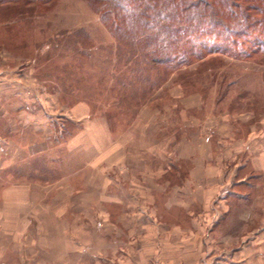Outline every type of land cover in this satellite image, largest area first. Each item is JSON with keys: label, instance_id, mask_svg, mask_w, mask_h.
I'll return each mask as SVG.
<instances>
[{"label": "rangeland", "instance_id": "obj_1", "mask_svg": "<svg viewBox=\"0 0 264 264\" xmlns=\"http://www.w3.org/2000/svg\"><path fill=\"white\" fill-rule=\"evenodd\" d=\"M207 1L206 23L197 26L192 18L199 8L185 14L170 0H0V229H16L20 238L29 228L27 241L39 240L33 252L23 258L6 253L0 264L222 262L202 254L206 243L201 242V233L214 228L225 210L218 195L212 210L204 211L199 202L189 203L184 191L175 199L170 193H149L143 208L145 218L158 223L155 242L151 235L130 238L121 210L82 207H89L90 194L108 182L116 183L109 193L121 200V187L129 189L132 176L141 188L184 185L191 169L186 161L165 175H159V163L168 167L164 156L173 140L178 146L198 142L193 136L207 129L216 135L218 120L264 132V0ZM143 112L148 129L157 130L152 136L147 131V154L138 139L126 141L123 135ZM97 121H106L120 142L124 138L128 163L118 148L94 164L97 150L89 124ZM204 136L217 142V136ZM203 186L194 185V197ZM135 192L128 201L137 203ZM103 195L95 198L105 202ZM32 203L42 208L33 209ZM133 206L137 212L129 215L141 213L138 203ZM234 210L226 231H244L241 223L251 211L245 203ZM193 217L199 219L189 230L186 220ZM45 223L49 230L43 229ZM61 229L69 238L59 237ZM145 230L152 234V228ZM122 233L127 234L123 239ZM42 239L48 240V251H41ZM229 240L223 245L232 244ZM65 242L71 253L62 259ZM125 243L134 246L124 249L128 257L119 248ZM111 245L112 258L107 255ZM91 246L97 258L88 255Z\"/></svg>", "mask_w": 264, "mask_h": 264}, {"label": "crops", "instance_id": "obj_2", "mask_svg": "<svg viewBox=\"0 0 264 264\" xmlns=\"http://www.w3.org/2000/svg\"><path fill=\"white\" fill-rule=\"evenodd\" d=\"M78 111L80 112L81 108H78ZM144 113L145 112L139 115L138 120L131 128V130L127 131L123 135L126 136L124 137L126 138V141L131 142L135 138L138 139L137 142H141V149H143L141 151L147 154L146 152H148V150L146 147L149 146L148 141H150V135L152 136L157 132V130L148 129L149 120L147 121ZM224 122V120L217 121L218 127L217 130L214 131L216 135H213L211 132L209 133V129H207L208 132L205 130V132H199L198 135L193 136L198 140V142L192 139V141L186 142L185 145L179 146L177 140H173L170 142L168 151L166 150V152H168L169 158L168 156H164V159L166 158L165 160L169 161L168 167L170 170H167L168 167L166 169L161 168L162 163L160 162L157 171L159 172V175L177 172L176 170L179 167V163H181V161H186V164H189L191 166V169L187 174L188 178L184 185H177L178 187L176 186V189L171 185L162 186L160 184H158L157 189H147L145 187L141 188L138 185L134 186V176H132L130 179L132 185L129 187V189L121 187L122 190H120V193L121 196H124L121 197V200L119 199V197L117 198V196H115L113 192L109 193V187L111 186V189H116V183L108 182L106 184V187L103 189H98V192L95 195L89 193V207L85 205H83L82 207H86L90 211H98L100 209L99 207H104L107 212H109L110 210H121L123 214L120 221L126 231L128 230V236H130V238H139V236L144 238L147 235H151L150 239L152 240L155 237V234L158 233L159 227L158 223L154 219L145 218V210L143 207L146 205V196H148L149 193H170V195L173 194V199H175L177 194L183 193L181 191H184L186 195L191 196V200L189 199V203L193 204V202H199L198 204H200L201 207L205 209L204 211H206V208L212 210V203L215 202V196L218 195V198L221 197L222 199L220 205H224L225 210L223 211V213H220L219 218L217 217L218 219L212 223V227L214 228L209 229V231L207 232L204 229V233H201V242L203 244L206 243V245L202 246L204 248L202 254L208 256L209 260L213 258L221 259L222 262H219L220 264H264V132L263 130H257L256 127L252 125H243V127L240 129L231 128L230 126H223ZM95 123L91 122L89 124V129L92 133L93 138L91 146H95L97 150V160L94 162V164L98 165V156H100V158H103L104 154L105 156H108V154H113L114 151H117L118 148L119 151L123 150L124 152L122 159L123 162L128 163L131 158L126 154L128 147L124 151V138L122 142H120V138L113 133L106 121H100L99 124L98 121L96 124ZM91 124H93V128L91 127ZM245 126L247 133L241 135ZM148 130H151V132L149 133V137H147ZM237 132L239 138H237ZM207 134L217 136V142H212V139L209 137L206 138L204 135ZM98 142L100 145H98ZM120 143H122V145ZM75 144L78 146V141H75ZM157 144L158 145L156 147L159 148L161 143ZM155 152L159 154L157 150H155ZM161 156L162 154L160 155V157ZM132 163L135 164V161L132 160ZM140 166L141 164L138 163L137 167L139 168ZM127 168L130 169L131 165H127ZM134 171L135 170H133L132 174L134 173ZM182 176L186 177L185 174H183ZM199 183L203 184L204 186L202 191H196V193L199 195V198H196L193 195L195 192L193 187L194 185H197ZM86 190L87 189H85V191ZM132 191H136L137 193H139L137 207L140 208V211L138 212L141 213H137V215L135 213H131L130 215H133L130 219L128 218V216H130L129 213L133 210L136 211L135 209H133V205L137 204L128 201V198H126L129 193L131 194ZM115 192L119 193V191L117 190ZM99 194L105 195H103L105 202L99 201L97 198H95V196ZM34 203L31 204L32 208H42V204H37V206H35L36 204ZM240 203H245L246 205H248L251 211L249 216L245 217L244 221H242L241 223L243 224L244 231L239 230L238 232H236L235 230H232L227 232L226 229L232 224V215L234 213L233 211H235L234 209H236L237 206L240 205ZM16 204H19V202H15V205ZM68 205L69 204H64V206ZM82 207L78 210L81 211L83 209ZM142 210H144V212ZM185 211L187 210L185 209ZM198 219V217H193L190 221L186 220L189 230L193 229ZM6 222L7 224H10V222H12V219H10L9 221L6 220ZM58 223L64 225H62V228H66L63 220L58 219ZM7 224L5 226H7ZM42 224L43 223H41V226ZM67 224L69 223L67 222ZM1 226H3L2 223L0 227ZM27 226H29V224ZM107 227L110 228L109 225ZM147 227L152 228V232H150L152 234H146L148 231H146L145 228ZM45 228L49 230L50 225H46L45 223L43 229L45 230ZM222 228L224 231L222 230ZM245 228L248 229L245 230ZM133 231H137V234L133 235ZM39 232L40 230H38L37 233ZM18 233L19 232L16 229H13L12 231V228H10L9 230L7 229V231L4 233L0 229V252L3 250L0 255V260L4 258V255L6 253L11 254L12 257L14 256V258H17V256H22L23 258V255L21 254L27 253L31 249V251L33 252V246L39 243V240L37 239L27 241V238H25V236L27 234L29 235V228L26 229L25 233L23 232V235L20 238L18 236ZM66 233L67 232L61 229L59 232V237H64L66 239V237L68 236ZM42 235H45V233L43 232ZM125 235L127 234L125 233ZM125 235L123 233L121 234L122 239L125 237ZM47 236L49 237V235ZM228 239H230L229 241H233L232 244L223 245V242L228 241ZM47 241H44L42 239V242H40L41 251H48L50 246L49 242ZM150 241L145 240V242ZM152 241L155 242V240ZM129 243L128 245L125 243L124 245L126 246L120 245L121 247H119L123 257H128L129 255H131L130 252L128 253L127 250H124L130 247L134 248V246ZM27 244L29 246H27ZM70 246V243L68 244V242H65L64 249L61 250L63 251V256L61 257L62 259L70 256ZM92 248L96 249V247L91 246V249L89 250L90 254L88 255L90 257L92 256L93 258H97V253L92 252ZM109 248V254L107 255L108 257L112 258L114 247L111 245V247ZM115 253L117 254L119 253V251L115 250ZM27 256L28 255H25L24 257L27 258ZM77 257V259L81 260V257L83 256L80 253L77 255ZM117 257L118 255L115 256V258ZM64 264H67V262H65Z\"/></svg>", "mask_w": 264, "mask_h": 264}, {"label": "trees", "instance_id": "obj_3", "mask_svg": "<svg viewBox=\"0 0 264 264\" xmlns=\"http://www.w3.org/2000/svg\"><path fill=\"white\" fill-rule=\"evenodd\" d=\"M137 1H142V0H137ZM161 1H163V0H161ZM170 1L173 2L172 5L174 7H177L178 6V8L180 9V11L181 12H184L185 14H188L191 11H193V12L196 11L197 12V9L199 8L200 11H201V14H199L200 11L198 10L197 14H193V15L197 16V18H195V16H194L192 18V21H195L196 20L195 23H198V25L196 24L197 26H200L202 23H206V21H203L205 19L204 18L205 16L203 15V12L207 11V9L210 8V3L207 0H170ZM173 6H172V8H173ZM129 15L130 14H128V16ZM145 15H146V13H145ZM213 22L211 21L209 24L212 23L211 25H215L216 20H214ZM193 26H194V24H193Z\"/></svg>", "mask_w": 264, "mask_h": 264}]
</instances>
